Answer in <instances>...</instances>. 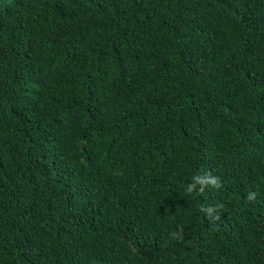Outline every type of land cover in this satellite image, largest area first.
<instances>
[{
  "label": "trees",
  "instance_id": "trees-1",
  "mask_svg": "<svg viewBox=\"0 0 264 264\" xmlns=\"http://www.w3.org/2000/svg\"><path fill=\"white\" fill-rule=\"evenodd\" d=\"M0 264H264V0H0Z\"/></svg>",
  "mask_w": 264,
  "mask_h": 264
},
{
  "label": "clouds",
  "instance_id": "clouds-1",
  "mask_svg": "<svg viewBox=\"0 0 264 264\" xmlns=\"http://www.w3.org/2000/svg\"><path fill=\"white\" fill-rule=\"evenodd\" d=\"M199 185V190L202 192L205 187L212 186L214 188L222 187L221 181L218 177L212 176L210 173L205 176L196 175L192 177V182L189 183L186 187V191L188 193H192L197 190V186ZM257 193L249 192L247 195V199L249 201H254L256 199ZM216 219H219L217 216Z\"/></svg>",
  "mask_w": 264,
  "mask_h": 264
}]
</instances>
